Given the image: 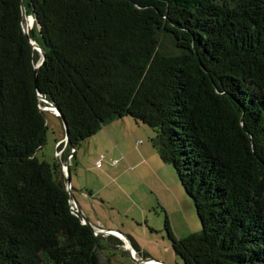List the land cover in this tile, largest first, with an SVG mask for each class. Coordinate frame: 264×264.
Returning a JSON list of instances; mask_svg holds the SVG:
<instances>
[{
	"label": "trees",
	"instance_id": "trees-1",
	"mask_svg": "<svg viewBox=\"0 0 264 264\" xmlns=\"http://www.w3.org/2000/svg\"><path fill=\"white\" fill-rule=\"evenodd\" d=\"M37 94L67 125L61 162L113 121L152 130L200 224L176 239L164 219L183 264H264V0H0V264H101L61 168L36 156Z\"/></svg>",
	"mask_w": 264,
	"mask_h": 264
},
{
	"label": "rangeland",
	"instance_id": "rangeland-1",
	"mask_svg": "<svg viewBox=\"0 0 264 264\" xmlns=\"http://www.w3.org/2000/svg\"><path fill=\"white\" fill-rule=\"evenodd\" d=\"M27 28L33 29L31 21ZM40 108L45 112L46 143L36 156L58 164L61 151L54 152L62 134L61 122L52 107ZM152 137L149 127L129 117L116 120L82 142L69 164L70 187H74L70 199L78 204L90 225L114 232L111 238L101 240V264H145L146 260L183 264L167 238L164 219L167 217L176 239L200 230L191 199L173 168L162 163L152 148ZM64 144L58 143L57 147ZM100 155L102 164L96 168ZM128 239L137 245L140 254L130 248Z\"/></svg>",
	"mask_w": 264,
	"mask_h": 264
},
{
	"label": "water",
	"instance_id": "water-1",
	"mask_svg": "<svg viewBox=\"0 0 264 264\" xmlns=\"http://www.w3.org/2000/svg\"><path fill=\"white\" fill-rule=\"evenodd\" d=\"M28 19H31L33 21V19L31 17H27L26 14H25V10H24V7L23 5H21V28H22V31H23V34L28 37V29H27V22H28ZM29 43L30 45L32 46V48L34 50H36L37 52H40L41 53V61L34 67V79L36 78V74H37V71H38V68L41 66L42 62L44 61V58H45V53H44V50L38 46L37 44H35L34 42L30 41L29 40ZM38 96V99L44 103H48L49 105L52 106V108L54 109L55 111V114L56 116H59L61 118V122L63 124V128L66 130L67 129V125L65 123V120L64 118L60 115V112L59 110L52 104V103H49L47 102L44 98H42L39 94H37ZM65 139H67V133L65 135ZM74 151H72L73 153ZM72 154L70 155V158H71ZM58 160V165L59 167L61 168L62 172L64 173V175L66 176V185H67V193H68V196L70 198L71 196V191L69 190V187H70V161H67L65 163L61 162V160L59 158H57ZM69 203H71V199L69 200ZM76 215L81 219V223L86 225L87 227L91 228L94 232V234L96 236L100 235L101 236H105V235H110L112 233H114L113 231H103V230H100L99 228H96L92 225H90L87 220L81 215V210L80 208L76 209ZM97 231H100V232H97ZM128 254H129V257L131 258V255H130V252L127 251ZM131 260H133L131 258ZM150 261H153V260H150ZM155 262V261H153Z\"/></svg>",
	"mask_w": 264,
	"mask_h": 264
},
{
	"label": "crops",
	"instance_id": "crops-1",
	"mask_svg": "<svg viewBox=\"0 0 264 264\" xmlns=\"http://www.w3.org/2000/svg\"><path fill=\"white\" fill-rule=\"evenodd\" d=\"M57 118V117H56ZM110 124V123H109ZM109 124H107L106 126H104L103 128L106 130V129H108V125ZM110 139H111V141L113 140L111 137H110ZM65 142V139H64V137H63V133L61 134V137H60V139H58L57 141H56V146H55V154L57 153L56 152V147H57V145H58V143H61V142ZM64 149H65V145H63L62 147H61V149H60V151H61V156H62V153H63V151H64ZM60 156V157H61ZM101 156V155H100ZM75 158H76V152H75ZM99 159V158H98ZM67 161H70V163L72 162V160H71V158H70V155H68L65 159H64V162L63 163H65V162H67ZM98 161V160H97ZM96 161V162H97ZM75 186H78V184H75ZM74 188V187H73ZM73 188L72 187H69V190L71 191V190H73ZM71 201H72V203H73V205L75 206V208L76 209H78L79 208V206H78V204L75 202V201H73L72 199H71ZM107 238H111L112 236L111 235H105ZM105 236H103L104 238H102V239H105ZM128 244H129V242H128ZM119 245H120V243H117L115 246H117V247H119ZM130 245V244H129ZM130 248L132 249V247L130 246Z\"/></svg>",
	"mask_w": 264,
	"mask_h": 264
},
{
	"label": "built area",
	"instance_id": "built-area-1",
	"mask_svg": "<svg viewBox=\"0 0 264 264\" xmlns=\"http://www.w3.org/2000/svg\"><path fill=\"white\" fill-rule=\"evenodd\" d=\"M102 160H103V156H99V159L98 161L96 162V168H100L101 167V164H102ZM71 205V209L74 211V213L76 214V208L75 206L73 205V203L71 202L70 203ZM114 234V233H113ZM145 264H157V262H153V261H150V260H146L145 261Z\"/></svg>",
	"mask_w": 264,
	"mask_h": 264
},
{
	"label": "flooded vegetation",
	"instance_id": "flooded-vegetation-1",
	"mask_svg": "<svg viewBox=\"0 0 264 264\" xmlns=\"http://www.w3.org/2000/svg\"><path fill=\"white\" fill-rule=\"evenodd\" d=\"M99 237H101V234H100V236ZM106 237V236H105ZM102 238H103V236H102Z\"/></svg>",
	"mask_w": 264,
	"mask_h": 264
},
{
	"label": "bare ground",
	"instance_id": "bare-ground-1",
	"mask_svg": "<svg viewBox=\"0 0 264 264\" xmlns=\"http://www.w3.org/2000/svg\"><path fill=\"white\" fill-rule=\"evenodd\" d=\"M27 29H28V28H27ZM51 111H53L52 108H51ZM71 202H72V201H71Z\"/></svg>",
	"mask_w": 264,
	"mask_h": 264
}]
</instances>
